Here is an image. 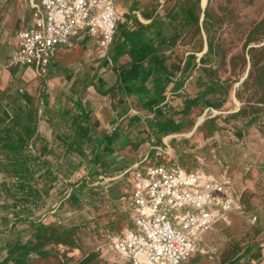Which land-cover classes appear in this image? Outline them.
<instances>
[{"label":"rangeland","instance_id":"1","mask_svg":"<svg viewBox=\"0 0 264 264\" xmlns=\"http://www.w3.org/2000/svg\"><path fill=\"white\" fill-rule=\"evenodd\" d=\"M29 6L0 0V39L28 23ZM117 8L122 21L108 49L74 40L57 50L47 78L30 79L40 98L60 76V119L44 116L43 137L24 150L43 191L37 205L13 197L14 154L0 151V264H131L114 248L132 226L124 173L149 159L228 180L244 209L205 235L194 264H264V0H117ZM136 31L159 49L139 50L149 56L143 84L154 89V66L171 72L157 105L116 83L123 67L135 71L129 54L127 64L118 57L129 50L123 33ZM107 76L110 88H90ZM83 111L95 131L81 153L60 136L74 133L67 120Z\"/></svg>","mask_w":264,"mask_h":264},{"label":"built area","instance_id":"2","mask_svg":"<svg viewBox=\"0 0 264 264\" xmlns=\"http://www.w3.org/2000/svg\"><path fill=\"white\" fill-rule=\"evenodd\" d=\"M30 23L16 32L10 66L50 75L57 50L94 38L108 49L122 15L117 0H30ZM130 174L132 226L114 243L131 264H194L214 226L245 213L228 180L170 163L137 161ZM256 216L251 215V223Z\"/></svg>","mask_w":264,"mask_h":264},{"label":"trees","instance_id":"3","mask_svg":"<svg viewBox=\"0 0 264 264\" xmlns=\"http://www.w3.org/2000/svg\"><path fill=\"white\" fill-rule=\"evenodd\" d=\"M123 36L125 38V42H127L129 45L128 54L129 57L131 58V65L134 64L135 71L134 72L129 71L128 69L123 67L122 73L121 72L118 73L117 84L122 85V87H124L128 95L139 97L140 100H143L147 97L152 99L153 97L155 100L152 101L151 104L152 106L157 105V103H159L162 100V98H164L163 91L166 89V85L169 82L168 78L171 72L167 70L165 74L166 76L168 75L167 78L166 76L160 74L162 69L159 70L157 67L154 66L153 72L154 74H157L158 78H155L154 80V89L150 90L151 88H149L146 84H143L144 82H142V77H143L142 73L146 75L147 72L149 71L143 70V65L141 67L140 64L143 63L149 56L143 55V53L140 54L139 50H143L144 52L146 49L147 50L150 49L152 50V53H157L159 52L158 47L150 44L148 40L144 38L143 34L140 31H136L132 33L124 32ZM152 55H156V54H152ZM154 60L155 63L156 62L158 63L159 57L154 56ZM160 62H162L163 64L165 61L162 59L160 60ZM21 71L25 73H29L31 75L29 78H32V76L38 78L31 71H24V70ZM113 89L114 88H111L110 91H112ZM108 93L109 92L107 91L103 92L104 95H107ZM20 97H24V99L27 102L31 101L32 99L27 95H21ZM23 112L24 110L21 107V105L19 106L15 105V112H14L15 114L13 118L10 120L9 126L3 128V130L0 131V144H1L0 148L7 151L8 154L10 153L14 154V157L11 158L10 161L7 163L8 165H14L12 178L9 181L10 183L9 188L10 190L13 191L12 192L13 197L19 198L18 201L25 203L36 202L37 205V202L39 200H42L43 198V191H41L39 188L35 187L31 183V180H33L34 177L31 171V167L28 165V155L24 154V150L28 148V143L32 140L31 138L33 137L36 131V127H37L36 117L38 114L36 113L35 110H34L35 113H30L28 115H24ZM62 120L63 119H61V122ZM71 120L70 123L67 120L68 122L67 124L71 126L70 130H73L72 128L75 127L74 133L73 134L72 132L68 133L70 136L69 138L60 136L61 141L64 144H66L68 148L76 147V149H78L81 153H83L84 152L83 149L84 147H86V143L89 144L93 141V132L95 131L94 125L90 123L89 114L85 111L80 113V115L75 116L73 118V121ZM32 123L34 125H32ZM162 124L165 125L166 123H162ZM102 140L104 141V139ZM35 142L36 140H34L33 143ZM84 143L85 145H83ZM46 146L44 147L43 151L47 149ZM9 174L10 173L7 171L6 175L9 176ZM19 194L21 195L19 196Z\"/></svg>","mask_w":264,"mask_h":264},{"label":"crops","instance_id":"4","mask_svg":"<svg viewBox=\"0 0 264 264\" xmlns=\"http://www.w3.org/2000/svg\"><path fill=\"white\" fill-rule=\"evenodd\" d=\"M29 10L31 18L32 10L30 6ZM30 18L28 23L23 25L22 27L27 26L30 23ZM15 35L12 34L11 36V33L10 35L9 33H7L6 38L2 37L0 39V131H2L3 128L9 126L10 120L15 114V105H21L24 110V115L35 113V110L38 114L36 117L38 123L36 122L37 127L33 137L31 138V144L34 142V140L38 141L39 139H41V136L43 134L44 124H42V121L40 122V120H44V116L48 117V119L50 120H53V118L55 117L53 113H55L57 116L58 113H60V76H56L47 80V90L45 91V94L40 96V98H37L36 93L39 92L37 88V85L39 86V80H30L31 78L29 77L31 75L23 71L22 75H19L21 70L18 69L19 71H17V68L15 69V67L12 68V66H10L11 54L15 49L16 44ZM118 61L120 63L122 61V63L124 62V64H127L130 61L128 53H121L118 57ZM107 77L108 80H106V78H104L103 80L92 79L91 83H95L96 85L90 88H94L95 91H100V86L102 87V85L103 90L110 88L113 83L111 82V78H109V76ZM90 88L88 89V92H90ZM22 91L24 92V95L32 98L31 101L27 102L24 97H19V94ZM34 101L37 103V105L35 106V109H32ZM40 102L43 104V106H40ZM28 104L30 107L27 106ZM85 108L87 107L85 106ZM32 125L34 124L32 123ZM1 150L2 149L0 148V151Z\"/></svg>","mask_w":264,"mask_h":264}]
</instances>
